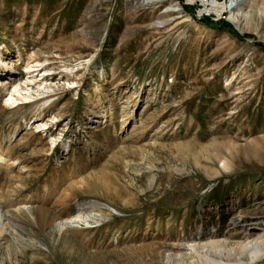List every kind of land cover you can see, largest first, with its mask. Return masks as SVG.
Here are the masks:
<instances>
[{
	"label": "rangeland",
	"instance_id": "obj_1",
	"mask_svg": "<svg viewBox=\"0 0 264 264\" xmlns=\"http://www.w3.org/2000/svg\"><path fill=\"white\" fill-rule=\"evenodd\" d=\"M230 2L0 0V264L264 247V0Z\"/></svg>",
	"mask_w": 264,
	"mask_h": 264
},
{
	"label": "bare ground",
	"instance_id": "obj_2",
	"mask_svg": "<svg viewBox=\"0 0 264 264\" xmlns=\"http://www.w3.org/2000/svg\"><path fill=\"white\" fill-rule=\"evenodd\" d=\"M230 1L231 6L227 8L228 14L235 20L238 12L241 10L239 6L243 0ZM213 9L216 12L215 6H213ZM0 64L6 66L3 61ZM9 222L10 219L8 216L0 209V235L8 231ZM249 236V230L245 229L243 231L244 238L238 242H229L227 238V240H217L210 237L207 242H201V239H195L193 244L189 246V250L196 259L188 264H248L256 262L264 251L263 241L249 240ZM263 236L264 233L258 239H262ZM231 243H234L236 246L228 248L227 246Z\"/></svg>",
	"mask_w": 264,
	"mask_h": 264
},
{
	"label": "built area",
	"instance_id": "obj_3",
	"mask_svg": "<svg viewBox=\"0 0 264 264\" xmlns=\"http://www.w3.org/2000/svg\"><path fill=\"white\" fill-rule=\"evenodd\" d=\"M195 10H196L195 12H196V15L198 18L208 19L213 23H216V21L225 17L224 14L219 15L217 12H215V10L213 9V7L210 6V4L206 5L204 3L203 4L200 3V5H198L197 8L195 7ZM226 18H227V16H226Z\"/></svg>",
	"mask_w": 264,
	"mask_h": 264
},
{
	"label": "trees",
	"instance_id": "obj_4",
	"mask_svg": "<svg viewBox=\"0 0 264 264\" xmlns=\"http://www.w3.org/2000/svg\"><path fill=\"white\" fill-rule=\"evenodd\" d=\"M203 24H205V26H207V27L210 26V27L217 28V29H221L225 25V24L219 23V22L213 23V22L209 21L208 19H204Z\"/></svg>",
	"mask_w": 264,
	"mask_h": 264
}]
</instances>
